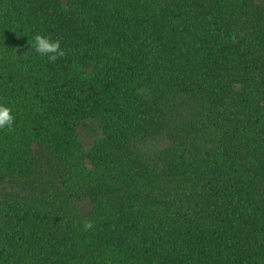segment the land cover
<instances>
[{
  "label": "trees",
  "instance_id": "16d2710c",
  "mask_svg": "<svg viewBox=\"0 0 264 264\" xmlns=\"http://www.w3.org/2000/svg\"><path fill=\"white\" fill-rule=\"evenodd\" d=\"M0 102V264H264V0H0Z\"/></svg>",
  "mask_w": 264,
  "mask_h": 264
},
{
  "label": "clouds",
  "instance_id": "9594fccd",
  "mask_svg": "<svg viewBox=\"0 0 264 264\" xmlns=\"http://www.w3.org/2000/svg\"><path fill=\"white\" fill-rule=\"evenodd\" d=\"M28 44L30 45L29 52H34L40 57H46L50 62H56L59 58L65 56V51L61 48V42L45 35H34L28 40ZM14 121L15 116L12 114V109L7 104L0 102V130L11 131ZM83 227L88 230L93 227V224L92 222H85Z\"/></svg>",
  "mask_w": 264,
  "mask_h": 264
},
{
  "label": "rangeland",
  "instance_id": "374dc122",
  "mask_svg": "<svg viewBox=\"0 0 264 264\" xmlns=\"http://www.w3.org/2000/svg\"><path fill=\"white\" fill-rule=\"evenodd\" d=\"M78 131L83 145L86 148L92 146L94 142L99 138L101 133L99 124L96 121H90L89 123L82 122L78 127ZM83 204L84 206L86 205L88 207L87 203Z\"/></svg>",
  "mask_w": 264,
  "mask_h": 264
}]
</instances>
